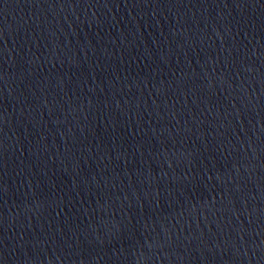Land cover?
I'll list each match as a JSON object with an SVG mask.
<instances>
[{"label": "water", "instance_id": "obj_1", "mask_svg": "<svg viewBox=\"0 0 264 264\" xmlns=\"http://www.w3.org/2000/svg\"><path fill=\"white\" fill-rule=\"evenodd\" d=\"M0 264H264V0H0Z\"/></svg>", "mask_w": 264, "mask_h": 264}]
</instances>
